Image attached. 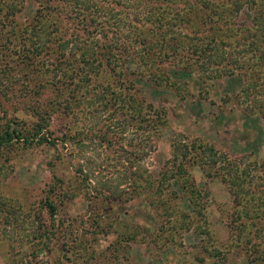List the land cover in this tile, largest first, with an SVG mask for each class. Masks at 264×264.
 <instances>
[{
	"label": "rangeland",
	"instance_id": "374dc122",
	"mask_svg": "<svg viewBox=\"0 0 264 264\" xmlns=\"http://www.w3.org/2000/svg\"><path fill=\"white\" fill-rule=\"evenodd\" d=\"M32 11L27 3L16 17L22 24ZM238 14L235 23H250L251 10ZM84 26H79L83 35ZM15 27L9 34L10 26L0 25V89L5 91L0 95V116L2 123L13 118L14 125L27 127L35 116L26 105L34 107L37 98L15 97L12 89L24 77L29 84L44 78V65L39 55L31 64L20 62L22 40ZM242 35L239 32L241 39ZM165 62L152 76L157 82L134 78L140 94L161 107L167 121L156 147L147 151L144 145L141 159L133 160L134 168L139 164L150 171L148 192L128 200L113 195L108 200L101 194L86 197L73 164L92 167L91 184L99 186L106 179L119 180L120 164L128 165L125 155L116 157L117 153L96 147L95 140L85 138L79 146L74 139L62 142L60 137L93 130L94 121L106 123L103 116L55 115L46 127L48 136L58 139L55 146L42 143L24 148L16 142L0 148V200L9 212V221L0 222V264L23 257L24 264H247L239 240L231 233V194L214 168L202 167L197 154L211 148L219 159H226L225 164L243 154L246 159H264L263 117L240 96L249 75L216 76L209 68L201 72ZM257 63L252 67L264 78V65ZM135 64L131 57L124 62L129 69ZM107 135L121 144L133 138L129 130L121 136L113 124ZM181 141L194 149L183 157L178 153L176 160L172 147ZM52 171L62 179L58 195V188L48 191ZM48 197L56 207L54 216L43 206Z\"/></svg>",
	"mask_w": 264,
	"mask_h": 264
},
{
	"label": "trees",
	"instance_id": "16d2710c",
	"mask_svg": "<svg viewBox=\"0 0 264 264\" xmlns=\"http://www.w3.org/2000/svg\"><path fill=\"white\" fill-rule=\"evenodd\" d=\"M27 3L33 11L21 24L16 15ZM243 9L252 13L248 25L235 23ZM1 24L10 26L9 34L17 26L22 40L20 62L29 64L41 56L45 77L31 84L24 77L12 89L15 97L37 98L34 107L29 102L26 105L35 118L20 127L11 122L13 118L2 123L0 116V148L16 142L24 148L42 143L55 146L58 139L50 138L46 129L55 115L103 116L106 123L94 121L93 130L60 137L62 142L74 139L79 146L85 138L95 140L96 147L117 153L116 157L125 155L123 161L128 165L117 161L122 166L119 180L106 179L99 186L91 184L95 178L92 167L73 164V173L83 182L88 198L101 194L108 200L112 195L128 200L152 189L150 171L139 164L134 168L133 160L141 159L144 145L147 151L156 147L167 121L165 111L140 94L134 78L157 82L152 76H157L167 60L182 69L204 72L209 68L216 76L245 72L249 76L243 80L240 96L264 120V78L252 67L257 62L264 65V0H0ZM81 25H85L84 35ZM127 57L136 63L134 68L124 65ZM1 94H5L2 89ZM111 124L121 136L125 130L133 134L126 146L107 135ZM172 148L177 160V155L183 157L194 145L181 141ZM200 150L201 166L214 168L231 194V233L239 240L247 264H264V159H246L243 154L225 164L226 159H219L211 148ZM61 183L52 171L48 191L58 188V195ZM43 206L50 216L55 215L51 197ZM8 216L0 200V222L6 224ZM5 264H24V257Z\"/></svg>",
	"mask_w": 264,
	"mask_h": 264
}]
</instances>
